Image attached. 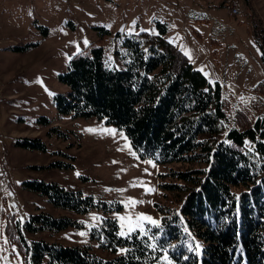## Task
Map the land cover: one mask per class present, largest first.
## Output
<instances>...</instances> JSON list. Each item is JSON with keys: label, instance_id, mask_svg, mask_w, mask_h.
Segmentation results:
<instances>
[{"label": "rangeland", "instance_id": "rangeland-1", "mask_svg": "<svg viewBox=\"0 0 264 264\" xmlns=\"http://www.w3.org/2000/svg\"><path fill=\"white\" fill-rule=\"evenodd\" d=\"M237 6L232 18L220 0H0V264H22L4 233L7 214L28 244L85 247L103 261L125 253L124 247H104L106 221H114L119 238L159 228L155 206L172 207L183 196L161 188L173 182L167 174L201 165L139 158L116 127L58 114L53 98L64 91L58 77L72 55L101 37L98 29L108 33L104 62L111 65L123 38L156 34L159 23L164 39L217 83L234 108L247 104L264 77L258 46L264 0H239ZM33 182L77 191L96 206L84 214L61 210L28 189ZM34 213L65 216L76 226L29 235L23 224ZM152 264L173 263L163 253Z\"/></svg>", "mask_w": 264, "mask_h": 264}, {"label": "trees", "instance_id": "trees-1", "mask_svg": "<svg viewBox=\"0 0 264 264\" xmlns=\"http://www.w3.org/2000/svg\"><path fill=\"white\" fill-rule=\"evenodd\" d=\"M155 27L156 34L123 38L122 55L115 51L111 65L104 62L108 33L98 29L101 37L72 55L58 77L64 91L53 98L54 107L58 114L116 127L139 158L201 167L167 174L173 182L161 188L183 196L172 207L155 206L159 228L119 238L114 221H106L104 247L125 248L107 261L85 247L28 244L7 214L4 233L22 264H152L163 253L173 264H264V77L249 102L234 108L217 83L192 69L164 39L165 25ZM26 185L67 212L84 214L96 206L90 197L52 183ZM70 226L76 224L68 217L34 213L23 229L32 235Z\"/></svg>", "mask_w": 264, "mask_h": 264}, {"label": "built area", "instance_id": "built-area-1", "mask_svg": "<svg viewBox=\"0 0 264 264\" xmlns=\"http://www.w3.org/2000/svg\"><path fill=\"white\" fill-rule=\"evenodd\" d=\"M239 0H220V6L227 12L229 17L235 18L239 14L237 2ZM250 52H253V49L250 48Z\"/></svg>", "mask_w": 264, "mask_h": 264}, {"label": "snow or ice", "instance_id": "snow-or-ice-1", "mask_svg": "<svg viewBox=\"0 0 264 264\" xmlns=\"http://www.w3.org/2000/svg\"><path fill=\"white\" fill-rule=\"evenodd\" d=\"M144 219H150V218H148V217H144ZM153 223H155V222L153 221Z\"/></svg>", "mask_w": 264, "mask_h": 264}]
</instances>
